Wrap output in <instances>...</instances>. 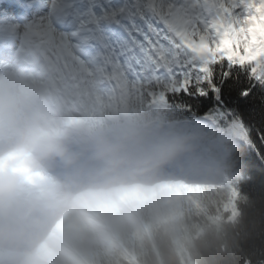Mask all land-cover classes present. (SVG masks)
<instances>
[{"label":"snow or ice","instance_id":"snow-or-ice-1","mask_svg":"<svg viewBox=\"0 0 264 264\" xmlns=\"http://www.w3.org/2000/svg\"><path fill=\"white\" fill-rule=\"evenodd\" d=\"M4 61L97 124L162 108L214 127L231 144L218 221L242 191L264 196L237 160L244 149L264 165V0H6ZM247 255L264 264V245Z\"/></svg>","mask_w":264,"mask_h":264},{"label":"clouds","instance_id":"clouds-1","mask_svg":"<svg viewBox=\"0 0 264 264\" xmlns=\"http://www.w3.org/2000/svg\"><path fill=\"white\" fill-rule=\"evenodd\" d=\"M0 67V264H50L45 245L57 222L84 187L71 170L69 142L89 151L103 167L88 185L107 194L167 169L200 174L224 183L231 174V144L210 125L185 123L162 108L105 120L81 118L77 105L33 83L19 67ZM75 118V119H74ZM23 148L21 167L9 154ZM69 171L47 181L50 162ZM239 214L211 224L193 250L197 264H250V245H264V196L241 193ZM71 264V262H69ZM168 264H175L169 257Z\"/></svg>","mask_w":264,"mask_h":264},{"label":"rangeland","instance_id":"rangeland-1","mask_svg":"<svg viewBox=\"0 0 264 264\" xmlns=\"http://www.w3.org/2000/svg\"><path fill=\"white\" fill-rule=\"evenodd\" d=\"M9 156L13 159L12 155ZM184 183V188L181 189L182 203H178L162 190L156 192L155 198L151 200L144 194L139 202L129 194L121 206L111 201L93 208L88 221L95 227L92 236L89 238L85 233L72 234L69 229L70 232L68 231L63 239L67 264H82L81 260L95 261L103 252L106 253L114 242L121 244V234L138 233L139 230L143 234V229L150 237L159 226H163L168 231L175 232L177 236L190 232L193 239H197L205 230L201 218L207 217V214L214 218L220 216L221 196L214 180L191 179L185 180ZM138 242L133 249L127 251L132 261L139 256L141 248L156 251L154 240L141 237ZM53 263H57L56 259H53Z\"/></svg>","mask_w":264,"mask_h":264},{"label":"bare ground","instance_id":"bare-ground-1","mask_svg":"<svg viewBox=\"0 0 264 264\" xmlns=\"http://www.w3.org/2000/svg\"><path fill=\"white\" fill-rule=\"evenodd\" d=\"M0 3L4 4L6 3V0H0ZM68 147L70 153L76 157L75 162L72 164V166L75 164L77 165V170L74 172H83L84 170H87V175L82 179L85 186L80 188L74 197L76 203L73 204L72 202L64 216L57 222V225L54 227L53 232L50 235L49 241L45 245L44 251L50 264H54L53 259H56V264H67L65 255L66 248L63 244V239L68 234L69 229L72 234L80 235L85 233L89 238L92 236V229L94 227L88 221L89 214L93 208L99 207L105 202L108 203L112 199L122 205L124 199H126L129 194L139 202L144 194L147 199H154L156 192L160 190L166 191L172 199L178 203H182L181 189L183 190L184 188V186L181 185V183H183L182 181L205 177L200 174L193 176L190 172L179 169H167L152 179L134 182L125 185L114 192L101 194L88 186L90 184V176L88 173L102 168V162L95 160L89 151L81 148L77 144L72 145V142H69ZM10 155H12L13 159L22 167L27 153L23 148H19L11 152ZM85 157H89L90 159V162L87 164H84L83 162ZM60 166L67 167L68 169L63 170L59 168ZM68 171L69 167L66 161L57 158L50 162L49 172L47 174H42L40 179L47 181L54 179L56 176L63 175ZM166 180H171L172 182L169 185H166Z\"/></svg>","mask_w":264,"mask_h":264},{"label":"trees","instance_id":"trees-1","mask_svg":"<svg viewBox=\"0 0 264 264\" xmlns=\"http://www.w3.org/2000/svg\"><path fill=\"white\" fill-rule=\"evenodd\" d=\"M237 160L242 167L249 170V174L252 176L250 181L246 180L244 182L246 188L258 189L264 184V165H261L255 159L254 155L241 149L238 153ZM206 216L201 218L205 228L204 233L197 239H193L190 232H184L180 236H177L172 232H167L161 226L155 233L156 252L142 248L137 262L133 263L128 259L126 250L130 249L135 243L137 244L138 239L136 237L128 238L122 236L124 247L118 243H114L107 254L98 258L97 264H168L169 257L174 259L175 264H197L193 250L204 239L208 227L218 222V219L212 215L207 214ZM258 258L264 259V256Z\"/></svg>","mask_w":264,"mask_h":264}]
</instances>
